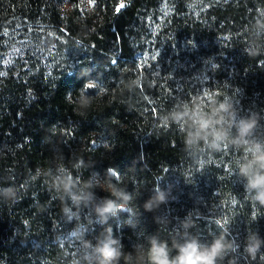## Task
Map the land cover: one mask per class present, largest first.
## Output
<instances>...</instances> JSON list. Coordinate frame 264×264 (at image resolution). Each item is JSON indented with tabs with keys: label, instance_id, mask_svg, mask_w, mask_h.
Segmentation results:
<instances>
[{
	"label": "trees",
	"instance_id": "trees-1",
	"mask_svg": "<svg viewBox=\"0 0 264 264\" xmlns=\"http://www.w3.org/2000/svg\"><path fill=\"white\" fill-rule=\"evenodd\" d=\"M262 12L264 0H0V188L17 190L15 202L0 198V264H70L78 254L61 238L91 212L65 222L53 187L63 170L82 181L99 173L131 194L110 221L130 264H141L135 246L151 234L171 245L186 216L202 240L224 227L237 239L222 264H264V249L255 260L243 253L249 232L264 237V206L235 175L243 152L192 154L180 126L161 119L193 96L204 111L210 97H230L240 116L260 114L264 136V35L251 31ZM158 185L168 201L147 212Z\"/></svg>",
	"mask_w": 264,
	"mask_h": 264
},
{
	"label": "clouds",
	"instance_id": "clouds-1",
	"mask_svg": "<svg viewBox=\"0 0 264 264\" xmlns=\"http://www.w3.org/2000/svg\"><path fill=\"white\" fill-rule=\"evenodd\" d=\"M254 36L264 35V15H258L251 25ZM260 47H250L247 55L254 56L260 53ZM89 81H85V85ZM87 104V99H83ZM210 111H204L203 101L199 96H193L191 105L179 102L173 110L161 119L164 124L176 123L185 136V149L192 154L199 151L201 145L212 152L221 151L225 145L243 152V156L236 162V177L243 182V187L253 204L264 206V136L257 133L261 127V116L251 112L240 116L235 103L230 97L217 100L209 98ZM75 167H83L82 159ZM110 175H117L111 168ZM48 175L53 176L49 171ZM55 188L61 201V213L66 223L71 224L76 215L83 209H90L91 215L88 224L77 222L71 228L68 236L62 240H70L78 245L79 251L70 264H130L132 253H126L119 236L114 234L110 221L118 220L120 214L129 211L128 203L132 196L123 188L106 187L99 173L90 176L87 180L73 178L67 170L53 176ZM109 192L108 196L98 197L96 189ZM169 191L158 186L154 194L143 204L147 212H156L162 204L167 203ZM0 198L15 202L17 190L13 186L0 188ZM158 224L171 223L165 217H155ZM255 219V217H254ZM126 223V221H125ZM99 224L104 226L93 238L89 239V227ZM122 225L118 224V228ZM193 222L188 216L179 221L171 245L156 234L147 237L146 244L135 246V258L141 264H222L230 253L240 250L241 245L235 237L229 238L227 227L219 235H213L210 240H202L191 229ZM264 249V237L258 232H249L243 243V253L255 260L258 253ZM175 254L172 255V251ZM230 264H235L231 260Z\"/></svg>",
	"mask_w": 264,
	"mask_h": 264
},
{
	"label": "snow or ice",
	"instance_id": "snow-or-ice-1",
	"mask_svg": "<svg viewBox=\"0 0 264 264\" xmlns=\"http://www.w3.org/2000/svg\"><path fill=\"white\" fill-rule=\"evenodd\" d=\"M66 2H67V0H66ZM261 15H264V12H262ZM114 62H115V61H114ZM0 75H3V73H0ZM84 87H85L86 89H90V88L93 87V85H92L91 83H89V84L85 85Z\"/></svg>",
	"mask_w": 264,
	"mask_h": 264
}]
</instances>
